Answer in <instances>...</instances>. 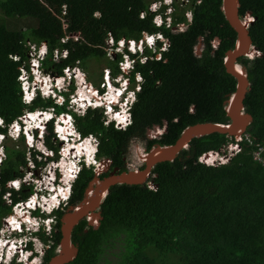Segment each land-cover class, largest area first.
<instances>
[{"label":"trees","instance_id":"obj_1","mask_svg":"<svg viewBox=\"0 0 264 264\" xmlns=\"http://www.w3.org/2000/svg\"><path fill=\"white\" fill-rule=\"evenodd\" d=\"M186 1L185 6H176L173 23H185V11L191 12L192 20L186 31L171 34L152 24L153 16L147 12L150 0H0V117L11 122L26 109L17 77L18 68H29V46L44 42L49 50L67 52L66 58L57 62L51 56L46 58L42 63L46 73L61 75L63 69L76 63L86 71L90 61L103 59L117 74L121 57H106L108 35L117 42L138 40L142 33L160 31L169 41L163 54L165 63L137 64L136 71L143 82L129 130L120 132L112 125L104 126L101 112L96 110L89 111L84 118H75L81 136L97 137L98 158L108 159L113 169L125 171L121 153L126 152L129 140L144 137L148 130L165 121L166 133L160 139L148 140L147 149L173 145L189 126L206 122L226 124L223 105L235 91L236 81L226 73L223 59L232 50L236 34L220 10L222 0ZM238 2L240 17L249 11L255 18L249 37L262 54L251 61L238 60L246 68L251 85L243 101L245 112L253 119L248 133L254 144L262 146L264 0ZM141 13L146 15L142 19ZM12 19H29L34 25L10 26L8 20ZM199 37H204L205 50L201 57H196L192 50ZM212 38L221 40L214 54ZM12 56L18 57V62ZM50 106L51 102L36 99L27 108L33 111ZM55 111L61 113L65 108L55 106ZM227 140L219 134L194 139L189 149L173 162L156 165V191L145 185L115 187L100 207L99 228L84 232L87 224L81 221L73 229L71 241L78 251L69 264H98L110 248L118 249V264H264V166L252 159L255 147L243 144L241 153L217 167L196 163L198 156L217 151ZM46 145L56 150L50 137ZM6 153L0 166V219L11 211L3 200L4 184L16 179L25 165L23 149L9 147ZM93 178L92 169L81 172L73 186L70 206L83 199ZM30 194V189L22 187L19 192L11 191L10 199L16 203ZM62 214L57 213L50 237L39 236L47 246L45 264L54 256L60 239L56 231Z\"/></svg>","mask_w":264,"mask_h":264},{"label":"clouds","instance_id":"obj_2","mask_svg":"<svg viewBox=\"0 0 264 264\" xmlns=\"http://www.w3.org/2000/svg\"><path fill=\"white\" fill-rule=\"evenodd\" d=\"M186 2V0H159L149 3L147 12L149 15L153 16L152 24L155 28L168 30L171 34L186 31L188 24H190L192 20L191 12L185 11L183 13L185 23L174 24L172 19L176 6H185L184 3ZM150 4H153V10L149 8ZM96 15L99 16V13H96ZM141 18H143V14ZM180 25L185 27L183 31L179 29ZM146 34H159V37L155 39L146 36L147 40H151L149 46L154 42L157 46L156 49L161 47L163 39L167 40L160 31ZM138 40H119L121 42V52L116 53V51H114V55H120L121 57V60L117 64L118 73L113 74L112 70L108 67L102 68L100 70L101 81L97 87L93 86L92 83L87 80L86 75L80 69L79 65L76 67H67L70 72L68 75L63 72L66 68L62 70L61 75L46 73L42 69L43 61L50 56L53 62L65 59L66 57H60L65 50L60 52L58 49L49 50L47 44L44 42L37 46H29V68L28 70L18 68L19 75L17 77L20 85L21 102L26 106V109L19 117L11 122H5V120L0 117V121H4V123L0 125V136L4 137L0 140V166L6 160V149L9 148L8 144H11L13 147H16V149L20 150L21 147L25 151V167L29 168V172L24 173V179L10 180L4 184L6 193L3 196V200L11 207V211L8 215L0 219V264H45L47 246L39 236H51L52 230L56 225L57 213L64 212L65 209H67L72 197L73 186L81 172L83 170L92 169L94 173V170L99 167L103 160L98 158V138L93 135L82 137L76 128L75 118H84L89 111L99 110L101 112V122L106 127L112 125L116 131L126 132L132 126V112L137 104L138 95L141 93V85L143 82L141 76L136 71V66L137 64L146 65L149 61H155L154 56L156 54L152 53L147 47L143 48L144 52L142 53H139V49L136 48L134 52L132 49L134 45H138ZM119 41H113L115 43V48L119 47L117 44ZM131 41L134 42L132 46L129 43ZM105 43L107 49V39ZM167 50L168 48L161 53L162 57ZM65 56H67V52H65ZM131 56L135 58H131ZM142 57L147 59L146 62H141ZM11 59L14 62H18V57L12 56ZM240 59L251 61L246 57ZM125 64H130L131 67L124 68L123 65ZM122 68H124V70ZM80 87L83 88L82 91L86 93L87 96L83 99L82 103L78 104L77 99H79ZM45 92H47V95H45ZM93 93H95V95H93ZM117 93H119V95H117ZM28 96H31L32 99L27 100ZM106 97H114V99L109 100L106 99ZM36 99L51 102L53 106L29 111L27 107H30ZM55 106L64 107L65 111L56 113ZM109 109H111V111H109ZM33 115H36V122L27 124V122L30 121V117ZM46 115L51 117V119L45 120L44 117ZM116 116H119V119H117ZM34 117L35 116H33L32 119ZM123 117H126V119L121 123V118ZM36 124H39L40 128H36ZM156 127L159 128L160 126ZM156 127H153L149 132H157L159 137L149 136L151 138V140L148 139L149 141L160 139L161 136L166 133V129L162 127L158 130H154ZM17 129H19V131H17ZM58 129H64V135H61ZM41 130L43 131L42 135ZM29 136L32 137V141L30 142H28ZM61 136L64 137L63 140L60 139ZM47 137H50L56 150L47 147ZM92 139H95V141L93 142ZM227 139V142L221 146L220 149L209 152L218 153L219 156L222 155V152L227 154L229 144L236 138L227 137ZM251 139L253 140V138ZM243 144L248 145L247 143L240 144L241 150ZM41 145L42 147H40ZM67 145L71 148H68V154L64 155V150L67 149ZM255 145L258 144H254L253 147H255ZM261 147L264 148V145ZM241 150L237 153L232 151L233 154L228 157V161H223V163H228L232 157L241 153ZM257 151L255 147V150L252 152V159L253 154ZM73 154L75 155L74 157H72ZM203 154L197 157V164L205 167L224 165L219 164V157L215 155H211V158L206 162H200L199 158ZM260 156L262 162H255L264 166V150L261 152ZM201 160H203V157H201ZM61 161H64L66 164L64 169L60 167ZM30 166H32V168H30ZM112 169L113 167L110 166L109 171ZM62 170L65 171L63 172ZM107 174L108 173L104 175ZM13 181H16L14 182L16 184L15 187L9 185V182ZM18 185L20 186L18 187ZM22 187L30 190L34 189V191L38 193L39 200L31 208H26L24 203L30 198L29 196H33L34 191H31V194L25 200L13 203L10 199V192H19ZM44 199H48V201L45 202ZM19 204H23V209L17 211ZM13 220L15 224L9 225V221ZM16 225H19V227Z\"/></svg>","mask_w":264,"mask_h":264},{"label":"water","instance_id":"obj_3","mask_svg":"<svg viewBox=\"0 0 264 264\" xmlns=\"http://www.w3.org/2000/svg\"><path fill=\"white\" fill-rule=\"evenodd\" d=\"M220 10L225 21L236 34L234 47L225 54L223 63L226 73L236 81L235 91L228 96L223 105L228 122L226 124L206 122L185 128L173 145H154L147 153H144L140 158L141 166L133 171L121 172L118 168L109 171L112 163L108 159H103L99 167L94 170V178L89 182L83 199L74 206H69L63 212L59 231H56L60 234V239L56 245L54 256L48 264H69L74 261L78 250L71 241L73 229L81 221H85L87 224L85 232L88 229L97 230L102 220L100 207L115 187L146 184L148 189L156 191L157 185L154 184L156 175L152 174L155 166L160 163L173 162L183 150L188 149L192 140H199L212 134L238 138L249 131L253 119L245 112L243 101L250 91L251 85L246 68L237 61L243 57L252 60L262 55L249 37V28L255 23V18L249 11L245 12L244 17L239 16L238 0H222ZM235 65L239 71L234 69ZM156 129L157 127L154 128V130ZM157 152H159L158 155H156ZM106 173H108L106 177L99 178L101 174Z\"/></svg>","mask_w":264,"mask_h":264},{"label":"built area","instance_id":"obj_4","mask_svg":"<svg viewBox=\"0 0 264 264\" xmlns=\"http://www.w3.org/2000/svg\"><path fill=\"white\" fill-rule=\"evenodd\" d=\"M199 1H200V0H197V3H199ZM152 5H153V4H150V7H149V8H151V10H153ZM142 14H143V17H145V14H144V13H141V14H140V18H141V15H142ZM141 19H142V18H141ZM184 28H185V27H184L183 25H180V26H179V29L182 30V31H183ZM146 36H147V37H153V39H155V38L159 37V34H157V35H152V34H146V33H143L142 37L138 40V45H137V46H135V45H134V42H132V41L129 42V43H130L131 46L134 45L136 49H139V53L144 52V51H143V48L147 47V49L151 50L152 53H156L155 56H154V60H155V61H162L163 57H162L161 53H162L163 51H165V50L168 48V46H169V41L166 40V39H163V44L161 45V47H159L158 49H156L157 46L155 45L154 42H153V44H152L151 46L148 45ZM160 37H162V36H160ZM71 38H73L74 40H77V37H76V36H72ZM64 42H65V40H61V43H64ZM107 44H108V46H107V54H106V57L113 56V55H114V51H116V53L121 52V50H120V49H121V47H120V46H121V42L119 41V42L117 43V44L119 45V47H118V48H115V47H114V46H115V43L113 42L112 37L109 36V35H108V37H107ZM108 51H111L110 54H108ZM65 52H66V51H63L62 54L60 55V57L65 58V57H66V56H65ZM134 52H135V51H134ZM146 60H147V59H146L145 57H142L141 62L144 63V62H146ZM77 65H78V63L75 64V67H76ZM122 69L124 70V68H122ZM63 72H64L66 75H68V74L70 73V72H69V68H66L65 70H63ZM105 74H106V73H105ZM119 127H120V126H119ZM92 141L94 142L95 139H92ZM242 143H247V144L250 145V146H253V145H254V144H253V140L251 139L250 135H249L248 133H244V134L241 135L239 138H236L233 142H231V143L229 144L227 154H225L224 152H222V155L219 156L218 153H215V152H208V153H206V154H203V155L201 156V157H203V160H201V157H200V158H199V161H200V162H206L208 159L211 158V155H215V156H218V157H219V164H224L223 161H228V157L231 156V155L233 154L232 151H234V152L237 153V152H239V151L241 150V146H240V144H242ZM255 147L257 148L258 151L255 152V153L253 154V160H254V161H257V162H262V159H261L260 154H261V152L264 150V148H262V147L259 146V145H255ZM224 150H225V149H224ZM30 168H32V166H30ZM48 170H50V169H48ZM24 178H25V177H24ZM24 178H23V179H24ZM14 182H16V181L9 182V185L12 186V187H15L16 184H15ZM29 197H30V198H28V199L26 200L27 202L24 203V206H25L26 208H31V207L34 206V202L31 204V206H29V202H30V201H33V198L38 197V193L34 191L33 196H29ZM44 201L47 202L48 199H44ZM22 209H23V204H19L18 207H17V211L22 210Z\"/></svg>","mask_w":264,"mask_h":264},{"label":"rangeland","instance_id":"obj_5","mask_svg":"<svg viewBox=\"0 0 264 264\" xmlns=\"http://www.w3.org/2000/svg\"><path fill=\"white\" fill-rule=\"evenodd\" d=\"M156 1H158V0H156ZM156 1L150 0V3L156 2ZM8 22H9L10 26H12L11 24L14 23L16 26L24 27V28L27 26H33L34 25V22L29 20V19H12V20H8ZM110 52L111 51H108V54H110ZM30 53H31V49H30ZM111 57L112 56H110L109 58H111ZM106 65H107L106 61L102 59V60H99L98 62L90 61L88 63V66H87L88 68L86 71H83L81 68L80 69L86 75L87 80H89L93 86L97 87L101 81L100 70L104 67H107ZM159 128H157V130ZM149 136H155L157 138L159 137L157 132H149L148 136L145 133L144 137H137V138H133V139L129 140L127 150L123 154V157H122L123 158L122 161L124 164L123 167H125L126 171H128V170L133 171L134 169H137L138 167L141 166L140 165L141 164L140 158H141V156H143L144 153L148 152L147 148H146V144H147L148 139L151 140V138ZM8 146L10 148L13 147V145H11V144H8ZM14 148L16 149V147H14ZM21 149L22 148L20 147V150ZM118 170L120 171L119 168H118ZM147 181L149 182V179ZM116 245H117V247H119L118 244H116ZM112 246H114V245H112ZM117 252H118V249H114V248L113 249H111V248L107 249L105 251V255L100 258L98 264H118L117 256L115 255Z\"/></svg>","mask_w":264,"mask_h":264},{"label":"flooded vegetation","instance_id":"obj_6","mask_svg":"<svg viewBox=\"0 0 264 264\" xmlns=\"http://www.w3.org/2000/svg\"><path fill=\"white\" fill-rule=\"evenodd\" d=\"M220 43H221V40H219L218 38H212V40L210 41V46H211V53L212 54H214V52H217V50H218V47L220 46ZM204 50H205V40H204V37H199L198 39H197V42H196V44L194 45V47H193V55L194 56H196V57H201L202 56V53L204 52ZM162 63H165V59L163 58L162 59ZM159 85V82L156 84V86H158ZM192 109V108H191ZM194 110V107H193V109H192V111ZM167 121H165V124L164 125H162L161 127L163 128V129H167ZM153 129V128H152ZM151 129V130H152ZM149 131L150 130H148L147 132H146V134H147V136H148V133H149ZM190 145V144H189ZM146 148H147V144H146ZM151 149V148H150ZM150 149H147V151H149ZM188 149H189V147H188ZM183 151H186V150H183ZM125 152H122L121 153V155H123ZM123 157V156H122ZM123 159V158H122ZM26 165H24V167H22L21 168V170H19V176L16 178V179H13V180H20V179H22L23 177H24V173H28L29 172V168L28 167H25ZM35 176H37V175H35ZM24 191H26V190H24ZM31 191H34V189H32ZM70 206V204H68V207ZM67 207V208H68ZM55 224H56V222H55ZM55 228V227H54ZM87 229V226H86V228H85V230ZM85 230H84V232H85ZM104 256V255H103Z\"/></svg>","mask_w":264,"mask_h":264},{"label":"snow or ice","instance_id":"obj_7","mask_svg":"<svg viewBox=\"0 0 264 264\" xmlns=\"http://www.w3.org/2000/svg\"><path fill=\"white\" fill-rule=\"evenodd\" d=\"M147 43H148V45H149V43H151V40H150V39L147 40ZM132 50L135 51V46H133V49H132ZM123 67H124V68H129V67H131V65H130V64H125V65H123ZM237 71H239V68H237ZM45 95H47V92H45ZM93 95H95V93H93ZM117 95H119V93H117ZM129 95H130V94H129ZM31 99H32L31 96H28V97H27V100H31ZM106 99L111 100V99H114V97H106ZM109 111H111V109H109ZM35 119H36V117L33 118V120H35ZM44 119H45V120H49V119H51V117H49V116L46 115V116L44 117ZM124 119H126V117L121 118V123H123V120H124ZM3 123H4V121H0V125H2ZM35 127H36V128H40V125H39V124H36ZM17 131H19V129H17ZM58 131L63 132V131H65V130H64V129H58ZM42 134H43V131L41 130V135H42ZM3 138H4L3 136H0V140H2ZM60 139L63 140L64 137L61 136ZM30 141H32V137H31V136L28 137V142H30ZM40 147H42V145H41ZM64 153H65V155H67V149L64 150ZM49 155H50V154H49ZM19 186H20V185H18V187H19ZM33 200H34V198H33ZM32 203H33V201H30V202H29V206H31ZM11 223L15 224V221L13 220V221H11ZM16 226L19 227V225H16Z\"/></svg>","mask_w":264,"mask_h":264},{"label":"bare ground","instance_id":"obj_8","mask_svg":"<svg viewBox=\"0 0 264 264\" xmlns=\"http://www.w3.org/2000/svg\"><path fill=\"white\" fill-rule=\"evenodd\" d=\"M238 67H236V65H235V67H234V69L236 70ZM80 92H79V95H78V98L79 99H77V102H78V104H80V103H82V101H83V99L87 96V94L86 93H84L83 91H82V87H80ZM33 116H35L36 117V115H33ZM33 116H31L30 117V121L29 122H27V124H30V123H32V122H36L35 120H33L32 119V117ZM40 118V117H39ZM116 118L117 119H119V116H116ZM61 133V135H64V131L63 132H60ZM68 148H71L69 145H67V154H68ZM73 148V147H72ZM75 148V147H74ZM87 148V147H86ZM159 154V152H157L156 153V155H158ZM64 155H65V153H64ZM75 155L73 154V156L72 157H74ZM66 157V156H65ZM65 166H66V164L64 163V161H61V164H60V167H62L63 169L65 168ZM63 172L65 171V170H62ZM38 200H39V198L38 197H36L34 200H33V202H34V204H36L37 202H38ZM24 214V213H23ZM25 215V214H24ZM23 215V216H24ZM11 224H13V223H11V221H9V225H11Z\"/></svg>","mask_w":264,"mask_h":264}]
</instances>
